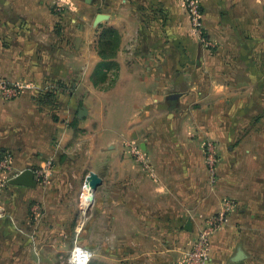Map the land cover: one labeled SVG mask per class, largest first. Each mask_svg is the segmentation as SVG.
<instances>
[{
	"label": "crops",
	"instance_id": "1",
	"mask_svg": "<svg viewBox=\"0 0 264 264\" xmlns=\"http://www.w3.org/2000/svg\"><path fill=\"white\" fill-rule=\"evenodd\" d=\"M199 1L201 31L186 0H0V83L20 87L13 98L0 88V160L13 157L0 168V264H60L48 247L71 264L80 209L89 233L102 219L104 241L117 239L104 264H183L197 225L222 212L210 264H264V0ZM49 161L56 176L72 164L97 174L94 199L86 180L82 205L70 185L12 183ZM33 193L44 209L34 234Z\"/></svg>",
	"mask_w": 264,
	"mask_h": 264
},
{
	"label": "rangeland",
	"instance_id": "2",
	"mask_svg": "<svg viewBox=\"0 0 264 264\" xmlns=\"http://www.w3.org/2000/svg\"><path fill=\"white\" fill-rule=\"evenodd\" d=\"M185 5H186V3H185ZM193 28H195V27L193 26ZM183 117H184L183 115H180L177 118V119H182L183 120V121L180 120L181 124H178V123L176 124L177 127L179 126V128H178L179 131H177V136H179V137L188 136L189 135V133L187 132V129L186 128L184 129V127H186L185 125L188 123V121H185V120H187V117L186 118H183ZM192 136L198 137V133H192ZM207 140L208 141L205 140L202 143L201 147H202V150L204 151V154H206V156H207L208 170H209V173L211 174L210 181H212V184L215 185V181L217 179V169H218L219 160H220L219 159L220 153H219V149L214 144V141L212 139H207ZM69 160L73 161V160H76V159H72L70 157ZM75 163H77V162H75ZM72 165L66 171L65 176L61 177L59 175L58 176L54 175L53 172L51 171V169H53V170L56 169V168H54L55 165H53V162H52V164H51V166L49 167V170H48V179H47V181H43V179H41V178H35V179H36V182H37V186H48L50 184H56V183L57 184H62V185L73 186L74 187L73 193L70 192V194L66 195V197L68 198L69 201L72 200V201L75 202V201L79 200L80 201V205H82L83 201H84L83 193H84V190H85V180H86V178L88 177L89 174H88V170H85L84 174L80 175L81 171H83V170H79L80 168H75ZM39 169L40 168H37L34 171L39 170ZM8 180H10V178ZM4 184L8 185L9 183L6 180ZM78 188L80 190L83 189V191L80 193V195L77 194ZM16 199L17 200H21L22 196L18 197V195H17ZM40 200L41 199L39 197V194L38 193H33L32 197H31V200L29 201L30 202V208H31V221H32L31 226H32L33 234L36 233V231H38V228L41 225L42 218H43V215H44V209L42 208ZM83 208H84V206H83ZM80 211L82 212L81 213V226H80L82 235H81V239L78 242V247L77 248H79L81 250L89 251L91 253L95 251L97 256L95 258L94 257H92V258L89 257L90 261H89V258H88V261H89L88 264H104V261H103L104 257H103V252H102L103 249H105V247L112 248V249H115V250L118 249L119 245H118L117 239H116L115 236H112L110 238V240L104 241L103 235H104V228L106 226L103 225L102 219L99 221V223H97L94 226H92V233H89L87 231V226L88 225L86 224V221L84 222L85 212H83V209H80ZM17 218L18 217L16 216V222H17ZM214 218H215V216L212 219H214ZM82 222H84V224ZM207 222L208 221H205L203 224H198L196 229L193 231V233H192L193 236L191 235L192 237L189 240L191 247H192V244L194 242V238H195L196 234L205 226V224ZM225 224H227V222ZM223 226H221L220 229ZM16 227L18 228L19 225H16ZM220 229H218V230H220ZM116 232H117L116 234L119 233L118 231H116ZM133 240H134V238L130 239L128 244H132L133 246H135L136 244H135V241H133ZM51 243L52 242H50V241L46 242V244H51ZM57 243H54V244H57ZM246 244H248V242H246ZM250 247L252 249H253V247H255V249H259L260 247H263V246H262V242H261V244L259 246L254 243L253 246L250 244ZM32 248H33V252H32L33 261H35V262H39V260L41 261L43 256L41 255V253H39V249H37V248H39V242L36 239H34V238L32 240ZM79 249L76 251L77 253H78V251H79V253L81 252V250H79ZM53 250H55V252ZM74 250H75V248H74ZM43 251L45 253H47V255H50V256H51L52 253H54L53 261H56V260L59 259L60 260V264H70V263H68L69 262L68 261L69 257H67V256L66 257L65 256H59V258H58L57 256H55L56 247H53V248L48 247L47 251L46 250H43ZM76 260H77V258H76ZM71 264H72V262H71ZM76 264H77V261H76ZM183 264H184V262H183Z\"/></svg>",
	"mask_w": 264,
	"mask_h": 264
},
{
	"label": "built area",
	"instance_id": "3",
	"mask_svg": "<svg viewBox=\"0 0 264 264\" xmlns=\"http://www.w3.org/2000/svg\"><path fill=\"white\" fill-rule=\"evenodd\" d=\"M186 8L188 10L192 25L197 31L202 30V10L199 0H186ZM0 88L3 90V95L6 98L17 97L20 93V87L18 86H9L5 83H0ZM132 152L141 155L143 152L140 147L133 145L131 146ZM13 157L10 153H5L0 160V168L3 171L10 172L13 169ZM52 161L47 162L45 167L40 168L39 170L34 171L35 178H41L43 181L48 179V170L51 166ZM19 174H15L17 177ZM227 214L225 212L219 213L215 216L214 219L208 220L205 226L196 234L194 242L190 250L186 253L184 257V264H210L212 260V243L211 239L214 233L220 229L226 222ZM79 248L75 249L72 256V264H76V257L79 256L76 252ZM81 250V249H79ZM85 253H88L86 250H81ZM91 256V255H90Z\"/></svg>",
	"mask_w": 264,
	"mask_h": 264
},
{
	"label": "water",
	"instance_id": "4",
	"mask_svg": "<svg viewBox=\"0 0 264 264\" xmlns=\"http://www.w3.org/2000/svg\"><path fill=\"white\" fill-rule=\"evenodd\" d=\"M88 177H87L86 181H87V186L90 189L89 190L90 200L92 201L94 199L95 191L101 185L102 181L99 178V176L93 172H91L88 175ZM12 183L15 185L26 186V187H35L37 185L35 175H34V171H31V170H28V171H25V172H22L21 174H19L16 177V179H14V181H12ZM185 229L188 231H192V222L189 221L186 224ZM245 256L246 255H245L244 250L240 247L238 249L236 256L233 259L235 261H237V260H241V259L245 258Z\"/></svg>",
	"mask_w": 264,
	"mask_h": 264
},
{
	"label": "bare ground",
	"instance_id": "5",
	"mask_svg": "<svg viewBox=\"0 0 264 264\" xmlns=\"http://www.w3.org/2000/svg\"><path fill=\"white\" fill-rule=\"evenodd\" d=\"M88 189V193H87V195H88V197H89V199H90V194H89V187L87 188ZM86 199V198H85ZM78 257H76L77 258V264H87V262H88V258H89V254L87 253L86 255H85V253L84 252H80L79 253V251H78Z\"/></svg>",
	"mask_w": 264,
	"mask_h": 264
},
{
	"label": "trees",
	"instance_id": "6",
	"mask_svg": "<svg viewBox=\"0 0 264 264\" xmlns=\"http://www.w3.org/2000/svg\"><path fill=\"white\" fill-rule=\"evenodd\" d=\"M101 53L104 54V55H106L107 52L104 51V48H103V50H101Z\"/></svg>",
	"mask_w": 264,
	"mask_h": 264
}]
</instances>
